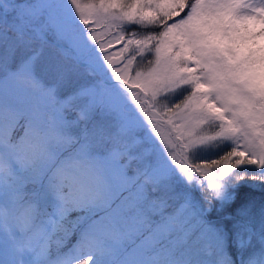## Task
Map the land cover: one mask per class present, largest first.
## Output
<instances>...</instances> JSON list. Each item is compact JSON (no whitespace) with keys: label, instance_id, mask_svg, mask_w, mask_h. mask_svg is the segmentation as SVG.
I'll return each instance as SVG.
<instances>
[{"label":"snow or ice","instance_id":"1","mask_svg":"<svg viewBox=\"0 0 264 264\" xmlns=\"http://www.w3.org/2000/svg\"><path fill=\"white\" fill-rule=\"evenodd\" d=\"M0 264H264V0H0Z\"/></svg>","mask_w":264,"mask_h":264}]
</instances>
